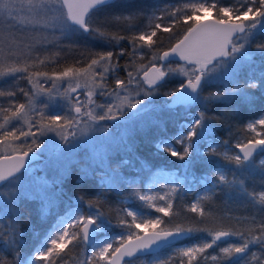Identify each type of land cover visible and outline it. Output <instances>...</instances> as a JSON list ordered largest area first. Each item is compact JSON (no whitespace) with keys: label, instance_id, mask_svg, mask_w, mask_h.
Wrapping results in <instances>:
<instances>
[{"label":"snow or ice","instance_id":"obj_1","mask_svg":"<svg viewBox=\"0 0 264 264\" xmlns=\"http://www.w3.org/2000/svg\"><path fill=\"white\" fill-rule=\"evenodd\" d=\"M145 7L135 0H0V148L11 149L4 159L15 162L0 167V264H264V114L249 120L242 131L251 135L235 143L219 140L214 123L231 133L242 105L264 113V39H259L264 36V0H178L147 6L150 11ZM142 16L148 20L144 28L137 23ZM180 24H188L182 39L168 50L157 49L162 44L158 34L174 36ZM73 37L85 45L100 40L105 50H88L86 61L78 59L59 71L43 70L57 63L60 51L40 53H49V46L59 49ZM146 55L148 63H138ZM125 56L129 60L122 66ZM178 61L184 64L173 68ZM175 75L186 80L162 92ZM213 84L217 90L204 95ZM159 94L169 100L156 106L150 98ZM57 98L64 101L66 114L54 110L61 107L53 103ZM194 106L200 110L172 136L163 134L162 119L153 115L167 110L187 116ZM121 117L123 123L114 126L121 129L118 137L101 124ZM152 130L158 137L152 144L156 153L181 161L182 176L169 173L173 182L163 194L153 195L151 187L140 191L136 181L124 180L105 163V191L119 179L129 197L143 202L130 208L124 206L129 197L121 200L116 210L121 231L110 237L112 221L100 210L104 193L73 200L65 191L71 171L59 161L72 156L78 141L93 146L95 158L94 139L81 138L103 132L108 133L100 138L103 144L115 143L126 152L118 168L135 167L136 137L147 139ZM48 133L65 145L49 141L57 154L55 176H26L21 173L25 158L36 156L39 137ZM138 170L151 169L141 160ZM89 175L88 168H81L78 181ZM188 194H193L190 203L174 207ZM22 198L39 204L41 220L57 217L31 252L24 251ZM216 199L250 212L225 224L214 212ZM61 204L63 214L56 211ZM145 209L162 215L151 216ZM185 212L197 219L180 221ZM98 234L106 238L98 240ZM77 248L84 254L74 256Z\"/></svg>","mask_w":264,"mask_h":264},{"label":"trees","instance_id":"obj_2","mask_svg":"<svg viewBox=\"0 0 264 264\" xmlns=\"http://www.w3.org/2000/svg\"><path fill=\"white\" fill-rule=\"evenodd\" d=\"M136 3L146 6L145 10L150 11L151 9L147 6L169 2V3H178V0H135ZM230 0H221V3H229ZM103 18V14H101V19ZM137 23L140 25L141 28H144L148 20L145 16H142ZM191 23V22H189ZM188 27V24H180L177 25L174 29L175 35L173 36L171 33H160L158 34L162 39V44L156 45V48L159 50H168L171 46H174L175 43L178 42L179 39H182L184 30ZM155 39V38H154ZM259 39H264V36L259 37ZM125 43L126 42H122ZM128 50L130 51V46H127ZM92 51H102L105 50V46L103 42L100 40H93L85 45V42L77 37H73L71 41H64L60 47V57L57 58V63L49 64L48 66L44 67L43 70L51 72L52 69H56L57 71L61 70L63 67L67 65L75 64L76 61L79 59L82 62L87 60L90 52ZM255 50V49H253ZM118 51V49H117ZM147 52V49H144ZM51 52V51H50ZM50 55V53H49ZM149 56H145L143 61H138V63H148ZM129 60L128 56L120 58V64L123 66ZM182 65V64H180ZM172 67H177V64L172 65ZM121 78L126 77V73L120 71L119 73ZM181 81L180 78L173 77L168 82L166 87L162 89V92H167L174 90L180 86ZM20 85L27 88V83L23 81H19ZM217 85L213 84L209 86V88L205 91L204 95H208L209 92H215L217 90ZM160 96H163L160 94ZM20 102H23L24 97L22 95L18 96ZM163 105V104H161ZM160 105V106H161ZM159 106V105H158ZM200 109L197 107H193V109L187 114L184 115L181 112L179 115L170 114L167 110L159 112L157 115L163 121V134L165 136H172L177 131L178 127L182 123H187L190 121V116H194L196 112ZM261 114V111L257 109H248L245 106H241L238 113L236 114V119L231 121V133L228 132L227 126L221 128L219 127L220 122L214 121L217 124L216 135L219 140L223 141L225 139H230L232 143L236 142L237 138L242 139L245 135H251L249 133H244L242 130L244 125L252 119H257ZM158 138L155 130L150 131L148 138L146 139L143 134H139L136 137V159H135V167L132 166H123L120 168L119 176L122 177L124 180L128 181H136L139 183H143L147 178L152 174V172L156 169H161L165 171H177L178 174L182 176V171L179 169V165L182 163L181 161L177 160L174 157H170L165 153L157 154L155 149L153 148L152 144L154 140ZM2 148H0L1 150ZM203 150V149H202ZM39 151V156H43V153L40 152L39 149H36V152ZM3 151H1L2 153ZM32 155V154H30ZM126 157V152L122 149L121 151L117 149L116 153L110 157L111 164H116L114 167L118 166L119 161L122 158ZM148 162L150 171H140L139 163L140 161ZM38 161V156L37 160ZM35 162V161H34ZM104 170V169H101ZM97 170L93 171L92 176H88L87 179L79 180L78 176L80 175V167L72 166L71 175L65 181V191L68 192L69 195L72 196L73 200L75 199L76 195H84L85 199H95L96 194L103 192L104 195L101 198V206L100 210L105 214V216L112 221V229L118 230V219L117 216V209L121 207L120 199L122 196L129 193L126 191L127 185L121 184L120 180L117 179L114 181V187L110 191H105L108 188L107 184H100L99 177H97ZM251 183V181H249ZM79 184L78 187L73 188V185ZM257 190H260V185L257 182ZM65 202H68V197L66 196ZM193 200V195L188 194L184 197L182 201H177L174 204V207L181 206L184 204H188ZM20 212L23 215V221L21 224V229L25 233L24 240L27 242L26 247L24 248L25 252H30L33 250L34 246L38 242V237L42 238L47 231L48 224L56 219L55 216H49L47 220H41L39 215L38 209L39 204L35 201L29 200L27 198H22L19 202ZM65 205L61 204L59 211L61 214L64 212ZM214 212L218 217H224L223 223L230 224L234 222L235 217H241L244 215H248L250 209L238 206L237 204H231L225 207L224 201L220 199H216L215 201V208ZM227 217H232V220H229ZM128 219V218H127ZM165 221L168 220V217H164ZM196 214L193 213H183L179 220L185 223L194 222L196 220ZM185 244L191 243V241H184ZM71 247V246H70ZM212 251V250H209ZM83 251L81 248L75 249L73 255L74 256H81L83 255ZM60 264V262H58ZM75 264V261L72 262Z\"/></svg>","mask_w":264,"mask_h":264},{"label":"rangeland","instance_id":"obj_3","mask_svg":"<svg viewBox=\"0 0 264 264\" xmlns=\"http://www.w3.org/2000/svg\"><path fill=\"white\" fill-rule=\"evenodd\" d=\"M214 18V17H213ZM50 51H55V50H60L59 49H52L51 46H49ZM49 51V53H51ZM49 53H43L41 52V55H45V54H49ZM180 64H184V63H178V65ZM190 67V66H189ZM175 68V67H174ZM173 77L176 78H180L183 81L186 80V78L182 75H175ZM172 77V78H173ZM167 79V78H166ZM23 82H26V80H20ZM51 82H49L50 85ZM109 83L111 86V78L109 80ZM62 87H66V83L62 85ZM27 88H30V85L27 84ZM81 92V99H84L83 95H82V90H80ZM73 95H76V93H74ZM44 99H47L46 97H44ZM103 98L101 97H97V101L100 102ZM154 104L156 106H160L161 104H164L165 101H168L169 98L166 96H154L150 98ZM170 102V101H169ZM54 105L55 104H59L61 105V107H55V111L57 112H61V113H67V108L63 107L64 105V101L60 100L59 98H57L56 101L53 102ZM51 109H48L46 111H50ZM159 112L154 113L153 115H157ZM74 115V113H73ZM193 118V116H190V120ZM124 117H121V120L118 121H103L101 122V124H103L107 129H108V133H112L114 136L118 137L121 133V129H116L114 126L117 123H123L124 121ZM108 133H103V132H94V133H89L88 136L81 138V141L84 140H88L89 138H93L95 141V149H96V156L95 158H93V146L87 144V143H83L78 141L79 143V147H77L74 151V153L72 154V156H70L67 159H61L59 161V164L62 165H66L70 171L72 170V166H77L81 168H88L90 175H93V171L97 170V177H99V182L101 183L102 178L105 177L106 171L107 169L104 167V164L107 163L108 169H117L118 172L120 171V168H118V166L114 167L116 164H111V160L110 157L112 155H114L118 150H122L123 148L118 147L115 143L112 144L111 146H108L106 144H103L101 141V137L106 136ZM40 143L42 144V147L39 148L40 152L43 153V156H39V151L36 152V156H38V161H35L31 164H29L23 171H21V173H25L26 176H31L33 174V172L35 173V175H39V176H44L47 175L49 179H52L57 170H58V162H57V154L51 150L50 145H49V141H55L57 144H60V146L63 148L65 147V145L60 142L59 138L57 136H55L54 133H48L47 135L44 136H40L39 137ZM177 147H179V145H177ZM1 151H3L1 153ZM107 152V160L105 161L104 159V152ZM6 154H11V149H6V148H2L0 150V157L5 156ZM104 169V170H101ZM27 170V171H26ZM169 173H173L175 174L177 177L181 176L180 174H178L177 171H165V170H161V169H156L152 172V174L147 178V180H145L143 183H139L136 182L137 184L140 185V191H145L148 187L152 188V193L153 195H157V194H163L166 190V187L168 185H170L173 182L174 177L169 175ZM20 173H18L17 175H19ZM153 181H155V183H153ZM25 183H27V180L25 181ZM160 185H163V187H161ZM193 195V194H192ZM125 197H129V193L125 194L122 196V199H120V203L121 200H123ZM158 204H163V201H157ZM143 205L142 201H139L137 199H135L134 197H129L128 202L124 205L125 207H130V208H139ZM145 211H147L151 216H161V213H156L154 210L152 209H145ZM63 214V213H62ZM57 219V218H56ZM54 219L53 221H51L48 226L47 229L55 222ZM128 219L130 220L131 218L128 217ZM121 231V229L118 227V230L115 229H110L109 231V236H114L116 234H118ZM106 237H104L102 234H98L97 239L98 240H102L105 239ZM32 251V250H31ZM30 251V252H31ZM36 264H45V262L43 261H37Z\"/></svg>","mask_w":264,"mask_h":264},{"label":"water","instance_id":"obj_4","mask_svg":"<svg viewBox=\"0 0 264 264\" xmlns=\"http://www.w3.org/2000/svg\"><path fill=\"white\" fill-rule=\"evenodd\" d=\"M177 60H178V58H177ZM178 63H184V61H178ZM30 157L31 158H25V166H24V168L21 169V171H23L29 164H31L37 160V156L30 155ZM14 163H15L14 161L5 160L4 156L0 157V167H10ZM125 259H128V258L125 257Z\"/></svg>","mask_w":264,"mask_h":264}]
</instances>
